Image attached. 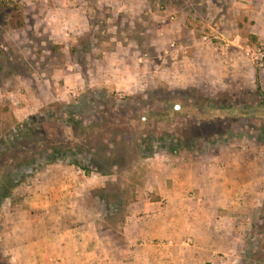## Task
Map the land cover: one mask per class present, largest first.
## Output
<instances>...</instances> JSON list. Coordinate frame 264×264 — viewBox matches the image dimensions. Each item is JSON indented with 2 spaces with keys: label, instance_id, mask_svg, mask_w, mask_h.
<instances>
[{
  "label": "rangeland",
  "instance_id": "374dc122",
  "mask_svg": "<svg viewBox=\"0 0 264 264\" xmlns=\"http://www.w3.org/2000/svg\"><path fill=\"white\" fill-rule=\"evenodd\" d=\"M72 111L82 116L69 118ZM30 118L49 142L13 149ZM1 141L11 155L0 156V183L7 172L11 185L20 182L0 188L8 195L0 199V264H8V204L31 196L53 164L91 178L76 182V196L87 186V196H107L119 214L146 196L147 175L166 152L194 145L190 155L207 164L225 148L243 157L251 146L262 159L264 0H0ZM55 146L92 155L47 164L44 150ZM250 223L245 232L236 226L230 253L214 255L219 264H264V197Z\"/></svg>",
  "mask_w": 264,
  "mask_h": 264
},
{
  "label": "crops",
  "instance_id": "0c3cea01",
  "mask_svg": "<svg viewBox=\"0 0 264 264\" xmlns=\"http://www.w3.org/2000/svg\"><path fill=\"white\" fill-rule=\"evenodd\" d=\"M194 149L166 152L147 175L146 196L119 214L107 196H87V186L76 196V182L91 178L53 164L31 196L8 204V264H219L214 255L233 250L236 228L250 230L263 200L264 157L251 156V146L243 157L225 148L203 164Z\"/></svg>",
  "mask_w": 264,
  "mask_h": 264
},
{
  "label": "trees",
  "instance_id": "16d2710c",
  "mask_svg": "<svg viewBox=\"0 0 264 264\" xmlns=\"http://www.w3.org/2000/svg\"><path fill=\"white\" fill-rule=\"evenodd\" d=\"M258 74L259 73L257 71L256 77H258ZM69 113H70V117L69 118H72V117L75 118L77 116H82L81 112L77 113V111H76V113L74 111L69 112ZM34 120H35L34 118H30L24 125H21V126L16 128V134L13 135V141L10 142V144H9L10 146L13 145V147H14L13 149H18V150H21V152H22V151H24L23 150L24 148L28 149V147H27L28 145L37 144V143H39V144L40 143H44L45 144V141L49 142V138H48L47 135H44V138H40V135L42 134V132H40L38 128H35V126H34L35 121ZM63 123L67 124V121L64 120ZM77 135L78 134L74 135L73 138L76 139V140H80L81 137H78ZM6 145H8L7 142L6 143H4L2 141L0 142V149H1V147H4L3 148L4 149L3 152H0V156L2 158H4V160L7 159L11 155L10 151H7V150L5 151ZM9 145H8V147H10ZM187 147H189V146H187ZM44 151H45L44 152L45 155L47 156V164L54 163V162H56L58 160H61V159L62 160L66 159L67 155H74L77 158H81V155H83L82 153H85V155L86 154L87 155H92V150L91 149L89 151H87V150H84V148H82V147H79V148L76 147V150H75L76 153L73 150H70L69 148H67L65 146H61V147L55 146V148H53L50 153H48L46 150H44ZM19 155H20V157L21 156L23 157L22 159H23V162H24V166L28 167V166L34 165V162L36 161L35 159H34L35 161L33 160L34 161L33 162L32 160H28L23 153H20ZM73 164L77 165L76 162H73ZM22 170H23L22 168H19V170H18V172L20 174L19 177H21V175H22ZM38 171H39L38 169L37 170H33V173L34 172H38ZM84 171L86 173H90L91 169L84 168ZM4 177H5L4 182L0 183V188L1 189H6L7 188V189L11 190L14 187H16L19 184V182H20L18 180L19 182L17 184L15 183V184L11 185L10 182H11V180L14 177L12 172H7ZM7 197H8V195L2 194L0 196V199H2V201H3ZM262 240H264V232H263V239Z\"/></svg>",
  "mask_w": 264,
  "mask_h": 264
},
{
  "label": "built area",
  "instance_id": "2783aa9c",
  "mask_svg": "<svg viewBox=\"0 0 264 264\" xmlns=\"http://www.w3.org/2000/svg\"><path fill=\"white\" fill-rule=\"evenodd\" d=\"M5 1H9L16 4V3H21L22 0H5Z\"/></svg>",
  "mask_w": 264,
  "mask_h": 264
}]
</instances>
